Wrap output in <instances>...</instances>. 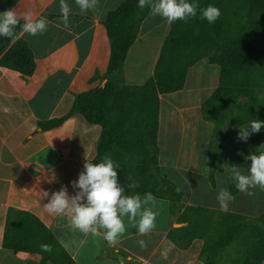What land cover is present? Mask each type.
Returning <instances> with one entry per match:
<instances>
[{"label":"crops","instance_id":"0c3cea01","mask_svg":"<svg viewBox=\"0 0 264 264\" xmlns=\"http://www.w3.org/2000/svg\"><path fill=\"white\" fill-rule=\"evenodd\" d=\"M124 1L96 0L93 8L81 12L76 0H65L70 8L65 22L60 0H0V11L6 8H13L18 14L30 11L33 18L43 16L47 20L46 30L37 36L20 33L34 58L30 77L0 65V264H50L2 248L9 208L35 215L76 264H204L200 257L203 240H185L182 228L187 223L178 222L186 208H204L245 218H258L264 213V208L257 209V196L253 192L258 188L264 202V190L257 186L251 189L252 195L238 191L227 171L230 164L246 169L250 163L244 157L252 152L251 134L248 145L237 137L238 128L244 125L231 129L230 136L222 143L220 166L217 169L212 166L208 150L214 125L202 118L200 109L218 86L220 70L210 63L193 68L201 61L189 67L181 90L158 95L156 135L160 174L171 183L167 178L170 168L173 172L183 169L198 175L199 179L193 180H202L199 190L184 185V191L178 189L180 200L173 203L167 197L152 195L153 210L158 212L155 227L141 235L124 217L125 232L114 245H109L102 234L85 235L72 229L63 217L43 209L47 198H40L41 192L47 190L50 195L65 186L70 195L75 193L77 189L69 181L82 170L85 158L94 159L101 127L88 124L79 113L48 130L40 129L39 124L66 116L76 95L104 86L106 79L102 78L110 59V39L103 20ZM169 29L166 21L152 18L148 11L120 72L125 85L141 86L153 76ZM210 66L215 67L213 71ZM192 69L198 72L188 84ZM137 113L134 110L116 116L131 121ZM227 151L232 152L230 159L226 158ZM211 171L213 184L209 179ZM220 188H226L234 196L226 212L219 210L215 200ZM170 232L175 241L169 238ZM82 240L85 242L81 243ZM139 240H144V247L139 246ZM235 248L228 246L218 264H234L239 260L241 254Z\"/></svg>","mask_w":264,"mask_h":264},{"label":"trees","instance_id":"16d2710c","mask_svg":"<svg viewBox=\"0 0 264 264\" xmlns=\"http://www.w3.org/2000/svg\"><path fill=\"white\" fill-rule=\"evenodd\" d=\"M199 8L214 4L220 16L209 24L197 16L186 21L176 20L170 25L157 59L153 76L141 86L123 83L121 69L128 49L134 43L149 9L137 7V0H125L109 11L103 20L110 39V59L104 86L76 95L69 113L61 118L39 124L48 130L61 125L74 113L81 114L88 124L101 127L94 160L104 155L119 164L118 180L125 191L124 180L128 162L138 154L157 160L159 94H167L184 87L189 67L202 59L216 65L219 82L214 92L201 105L202 118L213 123L210 148L212 166L217 169L222 157V143L232 128L251 120L264 121V98L260 99L254 87L264 82V0H196ZM245 16V20H243ZM23 22L21 21V24ZM20 25L16 39L0 37V65L18 71L24 77L34 72V58L27 44L20 38ZM136 110L134 120L117 114ZM264 126L251 133V151L261 150ZM141 169V163L138 167ZM159 172V171H158ZM155 182L156 174L147 176ZM167 196L172 203L179 201L181 193L166 178ZM213 184V171L209 173ZM155 186V185H154ZM148 185L139 194L155 195ZM160 192V191H159ZM178 222L184 239L203 240L201 260L204 264H218L223 251L236 246L241 258L234 264H261L264 260V213L258 218H245L236 214L220 213L204 208H186ZM169 238L175 236L170 232ZM175 241V240H174ZM40 244L51 246L43 251ZM2 248L16 254L25 253L38 258L40 263L76 264L50 230L32 213L9 208L1 242Z\"/></svg>","mask_w":264,"mask_h":264},{"label":"clouds","instance_id":"9594fccd","mask_svg":"<svg viewBox=\"0 0 264 264\" xmlns=\"http://www.w3.org/2000/svg\"><path fill=\"white\" fill-rule=\"evenodd\" d=\"M81 12H86L95 6L96 0H76ZM149 9V15L159 16L171 25L176 20H188L197 16L205 19L209 24L214 23L220 16V9L214 4L199 8L196 0H137V7ZM60 12L67 22L70 8L65 0H60ZM21 19L23 23L21 24ZM20 25L22 32L30 36H37L47 28V20L41 16L33 18L32 12L17 13L13 8L0 11V37L16 39V28ZM264 126L262 120H251L239 127L238 139L246 141L251 133L260 131ZM261 150L249 152L244 159L250 161L246 169L236 164L227 168L235 188L247 195H252L251 189L259 186L264 190V144L258 146ZM119 164L109 155L99 160L84 159L83 168L74 180L69 181L73 189L70 195L65 186L53 190L49 195L47 190L40 193L47 200L43 209L56 217H63L66 223L74 230L87 235L102 234L109 245H114L118 237L125 232L124 217L141 235L148 233L155 227L157 211H154L155 200L151 193L141 196L139 193L127 194L124 186L118 180ZM133 187V185H129ZM215 200L221 212L229 210V203L234 196L226 188H220ZM101 230L102 233H101ZM85 241H81L84 243ZM140 247L145 246L144 240L137 242ZM43 251H50L51 246L40 244Z\"/></svg>","mask_w":264,"mask_h":264},{"label":"rangeland","instance_id":"374dc122","mask_svg":"<svg viewBox=\"0 0 264 264\" xmlns=\"http://www.w3.org/2000/svg\"><path fill=\"white\" fill-rule=\"evenodd\" d=\"M158 17L159 16H156L155 18H158ZM152 18L154 17L152 16ZM242 18L243 20H245V16H243ZM200 61L201 62L197 63L198 64L197 67H193V68H199L202 65L207 66V63H209L206 59H202ZM210 68L213 71L215 67L210 66ZM197 72H198L197 69L196 71L194 69L191 70L190 75H189L188 84H190V81L195 79ZM254 89L257 92V96L260 99L264 98V82H260L257 86L254 87ZM243 143H246L248 145V140L243 141ZM227 152L228 153H227L226 158L230 159L229 157L232 156V152L231 151H227ZM127 162H128L127 174L125 175V179H124L127 182L128 188H129V190L126 192L127 194L140 193L141 189H143V187L146 186L147 184L149 192H151L153 187H155L157 189V191L155 192V195L165 196V197L170 196L169 193L166 191L167 185L163 184L162 182V180H165L164 179L165 177L161 175L160 172H158L159 171L157 167L158 155H157V160H154L151 157L146 158L138 154L137 156H134L133 160L131 161L127 160ZM138 162L141 163V169H136L135 171H133V168L138 167ZM154 174H156L157 176L156 182L151 177H148L147 181H145L147 176H151ZM167 178L171 179V181L177 186V190L180 189L182 191H184V185H187V184L188 185L190 184L191 185L190 187H192L194 190H197L200 185V182L202 181L201 180V181L195 182V180H193V179L198 180L199 179L198 175H192L188 172H184L183 169H179L178 172H173L172 168H170L169 176ZM129 185H133V187H129ZM253 192H254L255 198L257 196V200H256L257 209L258 210L263 209L264 202L260 198L259 189L258 188L254 189Z\"/></svg>","mask_w":264,"mask_h":264}]
</instances>
